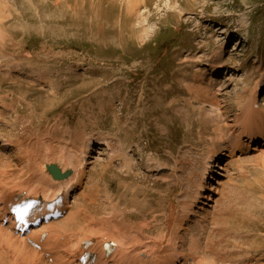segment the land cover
Here are the masks:
<instances>
[{"label": "rangeland", "instance_id": "374dc122", "mask_svg": "<svg viewBox=\"0 0 264 264\" xmlns=\"http://www.w3.org/2000/svg\"><path fill=\"white\" fill-rule=\"evenodd\" d=\"M0 27V102L10 108L0 109V136L22 139L38 159L97 140L80 170L78 233L87 223L96 231L116 222L129 244L138 227L143 239L158 238L183 221L191 236L182 232L180 251L186 255L199 235L201 248L213 246L193 264H264V143L233 155L214 135L231 128L249 95L241 90L261 80L264 106V0H0ZM216 47L226 65L212 76L205 64ZM212 101L222 111L214 122L201 112ZM0 154L18 166L10 149ZM207 159L209 172L229 168H214L225 175H213L217 192L205 190L210 200L191 206L200 205L199 219L209 223L200 231L184 220L185 205ZM155 162L169 171L149 172ZM5 252L0 264H12Z\"/></svg>", "mask_w": 264, "mask_h": 264}, {"label": "bare ground", "instance_id": "6f19581e", "mask_svg": "<svg viewBox=\"0 0 264 264\" xmlns=\"http://www.w3.org/2000/svg\"><path fill=\"white\" fill-rule=\"evenodd\" d=\"M222 28L226 31L225 27ZM212 51L213 54L205 65L210 69L212 76H217L221 71L225 70L224 66L226 63L220 57L222 55L221 47H216ZM231 69L232 72L237 71L235 67ZM7 70L6 68L5 72ZM204 75L201 74L199 77L200 83H198L199 88H197L199 90L202 89L200 86L202 87L206 81ZM209 80H211L210 77ZM261 82L262 80L256 82L251 89L241 90L242 93L249 92V95L246 97L244 104L237 107L232 126L231 128L228 127L227 133H222L217 129L214 131V135H217L215 137L216 142L218 144H226L230 148V154H232V151H234L233 155L258 151L261 145L256 144L259 142L264 143V106L259 105L257 102V99H260L259 85ZM207 96L208 94H206ZM0 104L2 103L0 102ZM0 109L3 112L7 109L10 111L7 105L1 106ZM2 111H0V114H2ZM201 112H204L208 117H212V119L210 118L212 122L219 119L222 115L219 105L213 101L204 103L201 107ZM0 124H2L1 119ZM5 124L7 123L5 122ZM11 139H4L0 136V147L10 149L18 163L16 168L11 169V164L9 163L10 165L6 166L2 160L3 155L0 154V256H8L5 250L9 251L12 255V264H20L22 262L23 264H40V262H44V264H81V256L91 252H96L98 258L95 263L88 264H193L194 259L198 258L199 255L203 257L201 254L204 250L209 251L212 249V244L208 242L201 248L199 241L203 238V235H199L198 238H191L192 245L186 255L182 250L180 251V247L183 245L182 232L185 231L191 236L188 228L184 227L185 222L183 221L173 222V227H166L158 238L148 237L143 239L144 227H138L134 238L130 239L131 242L129 244L126 241L128 239L127 230H124L121 224L119 223V225L116 222L113 223L111 228L110 226L106 228V225L101 223L100 228L95 231L92 228L94 226L93 222L89 218L91 224L87 223L88 232L85 234L78 233V228L83 224L80 216L82 213L81 201L85 199L80 170L83 171L86 165L90 163L89 159H91V152L93 151L91 143L97 140L94 137H90L82 150L70 146L67 151L61 150V154H58L57 157L49 152L42 159H38L33 156L32 152L34 151H31L21 141L22 139H17L16 141ZM233 142L236 143V147H232ZM250 143H254V145L251 146L249 145ZM109 148L112 156H116V148L111 146ZM79 153L82 154L77 158ZM101 154L99 152L96 155L100 156ZM121 158L124 159L123 157ZM73 160L76 161V165L73 164ZM113 160L116 161L119 158ZM214 160H217V158ZM55 162L59 163L55 164ZM209 164L210 160L205 163L201 174L195 176L197 181L194 180L195 183L193 184L195 189L193 198L185 205L186 211L191 210V215L184 220H187V223H196L195 225L201 228L199 229L200 231L206 230L209 223H205L207 221L204 219H199L198 211L203 210L200 205L197 206L198 210L196 211L191 209V206L201 204V200H210L202 193L207 189H218L211 183V181H216V184L220 185V181L216 180L213 175L225 176L221 175V172L227 171L229 168L228 163L223 167L220 165L216 167L215 164L213 170L209 172ZM50 165H56L63 174L69 166H71L72 170L67 178L54 180L47 171V167ZM120 166H125V161H121ZM7 167L10 168L7 169ZM214 168H218L221 172L217 173ZM164 169L169 170L167 165L155 162L154 166H149L148 171L159 175L158 173ZM196 169L198 170V168ZM59 195H61L62 200L56 203L55 200ZM38 198L41 199L43 206L39 212L33 215V222L38 218L55 213H60L61 217L49 222H42L38 227L30 229L29 233L21 235L14 229V219L10 215V211L17 205L15 203H21L28 199L37 200ZM114 215H111V217ZM192 217L195 220H192ZM94 224L99 225L95 221ZM111 242L115 244V252L110 258H106L104 246ZM85 243H92V245L89 249H84ZM1 260L3 261V259ZM50 261L51 263H48Z\"/></svg>", "mask_w": 264, "mask_h": 264}, {"label": "water", "instance_id": "95a60500", "mask_svg": "<svg viewBox=\"0 0 264 264\" xmlns=\"http://www.w3.org/2000/svg\"><path fill=\"white\" fill-rule=\"evenodd\" d=\"M47 171L49 172V174L52 176L54 180L65 179L71 173L70 171H67L64 174H62L56 165H50L49 167H47Z\"/></svg>", "mask_w": 264, "mask_h": 264}]
</instances>
